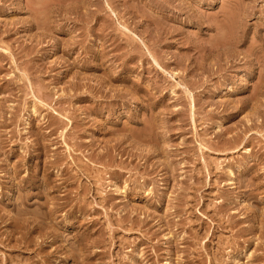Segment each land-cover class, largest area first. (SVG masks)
<instances>
[{
  "label": "rangeland",
  "instance_id": "obj_1",
  "mask_svg": "<svg viewBox=\"0 0 264 264\" xmlns=\"http://www.w3.org/2000/svg\"><path fill=\"white\" fill-rule=\"evenodd\" d=\"M0 264H264V0H0Z\"/></svg>",
  "mask_w": 264,
  "mask_h": 264
}]
</instances>
